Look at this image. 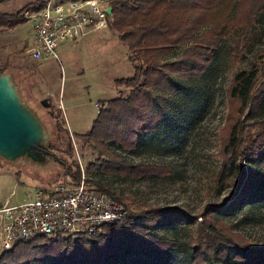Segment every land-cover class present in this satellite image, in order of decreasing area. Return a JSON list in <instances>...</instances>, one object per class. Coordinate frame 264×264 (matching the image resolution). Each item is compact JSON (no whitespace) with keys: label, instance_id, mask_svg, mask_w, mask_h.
<instances>
[{"label":"trees","instance_id":"16d2710c","mask_svg":"<svg viewBox=\"0 0 264 264\" xmlns=\"http://www.w3.org/2000/svg\"><path fill=\"white\" fill-rule=\"evenodd\" d=\"M104 1L110 7L107 25L126 47L132 73L114 80L117 95L97 103L89 129L76 135L95 152L84 170L132 177L166 174L163 165L127 163L107 143L121 150H131L140 142L141 134L156 129L168 113H173L176 124L184 125L192 109L183 107L181 110L182 102L175 101L174 94L181 93V82L199 79L224 37L231 38L230 64L239 61L251 42V28L264 0ZM43 2L33 0L11 14L0 12V27H12L21 22L24 8H36ZM201 26L206 29L196 34ZM188 40L189 44L178 54L165 59L171 50ZM189 88L190 96L185 100L195 103L200 86L196 88L192 84ZM262 89L264 43L256 59L234 72L224 90L226 111L217 137L216 156L220 161L217 183L226 179L236 159L264 166V117L254 120L245 117L250 102ZM55 124L60 128L58 122ZM67 147L71 149L69 139ZM73 164L76 167L73 171L65 166L72 181L80 175L76 162ZM85 179L98 191L120 201L126 209L125 215L103 223L92 234H57L54 237L38 234L19 240L10 249L0 252V264H46L48 259L67 264H142L147 256L161 257L178 247L175 239L163 233L173 223L170 216L175 210L148 206L135 212L129 207L135 204L132 200L87 176ZM253 181L254 201L262 203L264 172H257ZM211 214V210L204 209L199 212L198 220L196 216L183 217L186 222H195L194 235L188 242L189 264H264L263 248Z\"/></svg>","mask_w":264,"mask_h":264},{"label":"rangeland","instance_id":"374dc122","mask_svg":"<svg viewBox=\"0 0 264 264\" xmlns=\"http://www.w3.org/2000/svg\"><path fill=\"white\" fill-rule=\"evenodd\" d=\"M31 1L0 0V12L11 14ZM205 29L206 26H201L195 33ZM263 43L264 5L253 22L251 42L239 61L230 64L231 38L224 37L199 79L181 82V93L174 94L175 101L182 102L181 110L192 109L184 125L176 124L173 113H168L156 129L142 133L140 142L131 150L107 143L129 164L153 163L167 169L166 174L159 176L132 177L114 172L86 173L85 165L95 157V152L76 136L89 129L96 104L117 95L114 80L132 73L127 49L115 31L106 25L80 38L66 40L55 47L57 60L36 61L26 52L32 45L27 22L22 19L12 27H0V68L11 75L22 99L46 125L48 149L55 157L46 155L40 162L0 158V206L20 202L35 191L59 183L69 184L71 178L65 166L73 171L76 162L84 176L132 200L135 204L129 207L135 212L148 206L176 211L170 216L173 223L163 233L175 239L178 247L161 254L163 257L147 256L142 264H189L188 242L194 235L195 222H186L183 217L196 216L198 220L199 212L204 209L211 210L212 217L229 224L232 230L264 249V202L254 201L253 181L257 172H264V166L236 159L226 179L216 182L220 165L216 156L217 137L226 111L224 90L234 72L256 59ZM188 44L189 40L178 45L165 59L174 57ZM192 84L196 88L200 86L195 103L185 100L190 96ZM245 117L248 120L264 117V89L252 99ZM56 122L60 128H56ZM45 263L67 264L53 259Z\"/></svg>","mask_w":264,"mask_h":264},{"label":"built area","instance_id":"2783aa9c","mask_svg":"<svg viewBox=\"0 0 264 264\" xmlns=\"http://www.w3.org/2000/svg\"><path fill=\"white\" fill-rule=\"evenodd\" d=\"M104 0H44L24 8L32 45L26 52L33 60L58 59L55 47L66 40L106 27L110 12ZM124 205L90 185L83 173L69 184L35 191L20 202L0 206V252L19 240L38 234H92L103 223L121 219Z\"/></svg>","mask_w":264,"mask_h":264},{"label":"water","instance_id":"95a60500","mask_svg":"<svg viewBox=\"0 0 264 264\" xmlns=\"http://www.w3.org/2000/svg\"><path fill=\"white\" fill-rule=\"evenodd\" d=\"M106 12H110L109 6ZM48 137L46 125L22 99L11 75L0 71V158L40 162L53 154Z\"/></svg>","mask_w":264,"mask_h":264},{"label":"crops","instance_id":"0c3cea01","mask_svg":"<svg viewBox=\"0 0 264 264\" xmlns=\"http://www.w3.org/2000/svg\"><path fill=\"white\" fill-rule=\"evenodd\" d=\"M99 30V29H98Z\"/></svg>","mask_w":264,"mask_h":264}]
</instances>
